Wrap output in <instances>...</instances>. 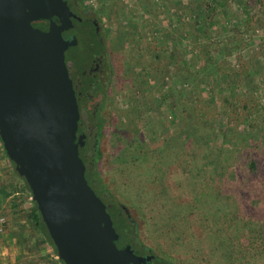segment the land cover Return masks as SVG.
<instances>
[{
    "label": "trees",
    "instance_id": "16d2710c",
    "mask_svg": "<svg viewBox=\"0 0 264 264\" xmlns=\"http://www.w3.org/2000/svg\"><path fill=\"white\" fill-rule=\"evenodd\" d=\"M182 1L164 0V4L160 1L157 5L162 4L169 10L175 7L179 12L180 8L186 9L181 12H186L190 18L185 24H189L193 30V40H190L194 44L201 33L210 31L205 42H212L206 44L203 41L198 57L195 59L193 56L202 65L198 67L191 62L184 65L174 47H170L165 56L157 52L153 54L157 46L150 36L145 41L151 39V61L137 72V67L142 66L141 58L138 60L137 57L126 69L132 75L130 79L141 81L163 73L167 67L173 68L177 81L159 98L158 105L160 107L167 100L171 102L173 116L166 120L173 125L171 133L167 135L163 126H155L157 145L151 147L140 131L133 128L135 125H132L128 113L125 117L127 124L117 123L120 116L110 121V115L103 113L104 109L110 107L111 93L117 85L115 75L119 73L114 67H111V76L109 73L103 82L99 80L94 83L92 79L84 77L87 79H84L85 90L80 99V95L76 94L79 121L75 141L80 143L78 154L85 167V178L105 204L109 215L115 209L113 202H116L119 211L122 210L125 216L127 223L124 217H116L119 230L112 222L118 234L116 245L119 239L123 240L118 247L128 245L131 250L149 255L148 264H179L173 257L164 256L168 259L159 260L138 239L136 221L125 210L122 200L116 197V188L105 181L101 173L100 143L106 129H110L115 143L111 157L115 162V173L128 180L124 183L128 187L129 181L149 185L150 197H170V211L175 217L174 208L181 201L176 200V193L170 194L168 166L174 162L180 167L183 162L187 166L186 172L193 192L190 203L185 202L191 206L185 207L193 213L178 207V218L182 216L185 225L181 222L180 229L173 227L170 230L172 234L174 232L175 241L191 242L187 235L190 214L201 224L199 231L203 229L207 234L210 246V251L199 252L187 264H212L210 261L213 256L224 260L220 264H264V125L260 123L264 119V92H261L264 89V35L254 39L257 43L254 47L249 45L247 35L249 30L256 33L257 26L264 28V18L259 12L264 0H245L244 4L239 0L241 8L237 3L236 7L231 5L229 8L227 3L230 0H193L192 9H189L187 1ZM147 2L150 5V1ZM70 6L78 19L71 21L73 32L81 36L82 41L92 38L81 44L78 42L75 49L82 46L84 50L90 51V44L96 43V36L89 19L95 18V15L83 6L81 0H71ZM165 8L158 9V17H163ZM240 9L243 12L240 13ZM238 13L244 17L247 15L245 19L237 21L235 15ZM215 37L226 38L228 52L225 47L221 51ZM163 46L159 45V48ZM135 51L138 56V50ZM227 58L233 62L231 65ZM125 98L130 112L139 113L142 110L137 103V96ZM96 101L97 106L92 107L91 104ZM162 122L166 123L164 119ZM0 153L13 170L5 181H0V212L7 216L3 224L8 226L10 237L17 245L25 244L26 250L32 251L45 243L44 248L50 254L22 262V256L27 255H23L20 249L19 261L0 264H37L44 256L54 263L65 264L58 258L37 204L31 198V190L25 178L17 172L14 161L7 155L1 138ZM139 187L143 189L142 196L143 192L147 193L144 186Z\"/></svg>",
    "mask_w": 264,
    "mask_h": 264
},
{
    "label": "water",
    "instance_id": "95a60500",
    "mask_svg": "<svg viewBox=\"0 0 264 264\" xmlns=\"http://www.w3.org/2000/svg\"><path fill=\"white\" fill-rule=\"evenodd\" d=\"M72 17L67 0H0V138L59 259L144 264L130 246L116 245L118 234L78 154L79 110L64 59L76 43ZM36 19H48V29L33 26Z\"/></svg>",
    "mask_w": 264,
    "mask_h": 264
},
{
    "label": "rangeland",
    "instance_id": "374dc122",
    "mask_svg": "<svg viewBox=\"0 0 264 264\" xmlns=\"http://www.w3.org/2000/svg\"><path fill=\"white\" fill-rule=\"evenodd\" d=\"M81 1L83 6L89 8L90 12L95 15L96 22L100 27V35L104 39L107 49V61L110 65V69L111 67H114L116 72L119 73L118 75H115V81L117 85L115 84L116 87L111 93V105H109L110 107L106 106L107 108L104 109L103 113L110 115V121H113L117 116H120L121 118L117 120V123L119 122V124L121 122H123V124H127L125 122V117L128 113V117L133 123L132 125H135L133 128H136L140 131V134L151 147H155L157 145L156 141L158 139L157 133L154 134L155 126H163L167 135L171 133L173 128V125H170V123L166 121L173 116V113L170 111V100H167L161 104L160 107L158 105L159 98L162 97L164 93H167L177 81L176 74L174 73L172 67H167L163 73L155 75L154 77L141 81H134L130 79L132 76L130 72H127L129 69V63L134 62L137 57L138 60L141 58L142 66L140 68L137 67V72L141 71L142 68L146 66V63L151 61L152 57L149 51L150 48L153 49L150 46V40L153 39L157 46V48L154 49L155 52H153V54L157 52L165 56L170 47H174L175 53L178 54L184 65H189L191 62L192 65L194 64L199 67L202 65V63L194 60L193 56L195 55V59L198 57L197 54L201 49L200 45L203 41L206 44H210L212 42H205L210 31L208 30L201 33L198 41H195L194 44V41L192 42L190 40L192 39L191 35L193 36V30L190 28L189 24H185L190 18H188L186 12H181V10L186 11V9L180 8V12L176 11L175 7H172L170 10L166 9L164 5H162L164 4V0H149L150 5H148L149 2H147V0ZM160 1H162V4L161 6H158L157 4L160 3ZM184 1H187L189 3V9H192V6L194 5L192 3L193 0ZM238 1L239 0H230V2L227 3L228 7L231 8V5L232 7H236L235 3H237L239 8H241V3ZM240 1L243 2V4L245 3V0ZM155 5L156 8L154 7ZM246 6L248 5L246 4ZM160 7L165 8L163 17H158V9ZM151 8H153V10H151ZM94 11L98 14H95ZM250 11H252V8H250ZM241 12H243L242 9H240V13ZM259 12L262 13L264 18V6L261 7ZM241 15L242 14L239 13L236 14L235 19L237 21H241L242 19H245L247 14H245V17ZM247 35L249 45L254 47L257 45L256 40L260 36L264 35V28H259L257 26L256 33H254L252 30H249ZM150 36L152 38L145 41L146 37ZM75 38L79 44L86 40H92V38H84L82 41L81 36L78 34L75 35ZM225 39L217 38L216 41L218 42H216V44L221 49V51L225 47V51L228 52L227 41ZM162 44L164 46L159 48V45ZM81 47L78 46L77 50H74L73 54L75 55L76 53V56L79 60V66L77 68V70L79 69L78 73H80V71L84 69L89 62L92 52L95 50V43L92 42L90 44L92 51H87V49L84 50V48ZM135 50H138V56ZM175 53H173V55ZM227 60L230 65L233 63L231 59L227 58ZM261 92H264V89ZM132 96H137V103H139L142 107V110L139 113L130 112L129 106H127L124 102V99H126L125 97L129 98ZM97 103L98 102L96 101L92 103L91 106L95 107L97 106ZM141 104H143L144 107ZM163 119L166 123L162 122ZM260 123L261 125H264V119H262ZM127 127H129V125H127ZM157 132L160 134L158 130ZM113 141L114 138L112 131L110 129H106L100 143L101 159L99 166L101 173L105 181H108L110 185L116 188V197L119 200H122V203L126 206L125 210L129 212L130 216L137 223L136 235L138 239L149 249H151V254H156L159 260L168 259L164 258V256H167L173 257L179 264H187L189 263V260L198 255L199 252L210 251L207 234L203 232V229L199 231L201 224L198 223V220L192 215L188 214L190 219L187 231V235L190 236L191 242L188 243L186 241L185 243H179L175 241L173 237L174 232L172 234L170 230L173 227L180 229L181 222L185 225V219L182 218V216H179L178 218L180 213L178 207L183 208L188 213H193L192 210H187L185 207V205L191 206L186 203H190V199L192 198L191 193H193L186 172L187 166H185L183 162L180 167H178L179 164L174 162L168 166L167 176L169 177V185H171L170 194L172 195L176 193V200L181 201L177 202V205L174 208V213L177 215L175 217L171 213L172 211H170V204L172 203L170 197L161 195L150 197L149 195L151 193H148V191H150V189H148L149 185L144 184V182L140 184L129 181L130 184H128V187L124 184L127 183L126 181L128 180H125L124 177H121L119 174L117 175L115 173V162L111 158L115 147V143H113ZM153 153L154 150L152 151V154ZM7 161L8 160L3 156V154L0 153L1 182L5 181L7 177L13 173L12 166L9 165ZM177 183L180 185L178 186ZM138 185L144 186V190L147 192L145 193L146 196L144 192L142 196L141 190L143 191V189H140ZM113 203L115 204V209L111 212L110 218L113 220L112 222H114L115 226L119 230V223L117 222L116 217L120 215L124 217L126 223L127 221L122 210L121 212L119 211L118 204L116 202ZM24 205L27 206L28 203H24ZM6 220L7 216L4 214V212H0V263H16L19 261L18 256L20 249L23 255H27V257L22 256L20 259L22 262L28 261L29 258L41 257L49 252L46 248H44L45 243H41L32 251H27V246L25 244L17 245L13 238L10 237V230L8 226L6 227V225L3 224ZM195 223L196 226L194 227ZM36 233L38 234V231H36ZM122 242L123 240L119 239L117 241V245L120 246ZM222 261L224 260L213 256V259H211L210 262H212V264H220ZM37 264L58 263L49 261L44 256L42 259L38 260Z\"/></svg>",
    "mask_w": 264,
    "mask_h": 264
},
{
    "label": "flooded vegetation",
    "instance_id": "af4514ba",
    "mask_svg": "<svg viewBox=\"0 0 264 264\" xmlns=\"http://www.w3.org/2000/svg\"><path fill=\"white\" fill-rule=\"evenodd\" d=\"M70 1L71 0H67V4L69 6V9L75 15V17L71 18V21H74V20L76 21L78 19H77L76 13L74 12V10L70 6ZM89 20L94 27V33L96 36V38H95L96 43H95V48H94L95 50L92 52V56H91L89 62L87 63L86 67L84 69H82L80 71V73H78L79 69L77 70L79 65H78V58L76 56V53H75V55H73L74 50H77V49H75L76 48L75 46H77L78 42L76 41V43H74L72 46L67 47L64 51V59H65V62L68 66L69 76L72 80V85L74 87V90H75L77 96L80 95L79 99L81 98L82 91L85 90L84 79H86V78H84V77H87V79H89V80L92 79L91 81L94 83L99 81V80L103 82L106 80L108 74L111 73L110 65L107 61V54H106L107 49L105 46V42H104V39L100 35V27L94 18H90ZM57 21H59V19ZM32 24H33V26H35L41 30H47L49 22H48V19H36L32 22ZM73 28L74 27H72V34H73V37H75L76 34L73 32L74 31ZM96 28H97V32H96ZM73 37L70 36V40L73 39ZM79 47H81V46H79ZM86 75H89V77ZM92 82H90V83H92ZM122 247H124V246H122ZM132 251H133L135 256L142 257L145 259L144 264L149 263V255L138 253L137 250H132Z\"/></svg>",
    "mask_w": 264,
    "mask_h": 264
},
{
    "label": "crops",
    "instance_id": "0c3cea01",
    "mask_svg": "<svg viewBox=\"0 0 264 264\" xmlns=\"http://www.w3.org/2000/svg\"><path fill=\"white\" fill-rule=\"evenodd\" d=\"M8 162V164H9V161H7Z\"/></svg>",
    "mask_w": 264,
    "mask_h": 264
}]
</instances>
